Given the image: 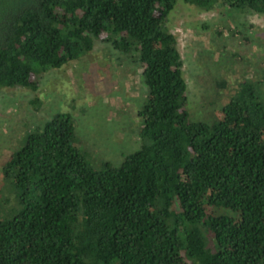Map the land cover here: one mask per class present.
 Masks as SVG:
<instances>
[{
	"label": "trees",
	"instance_id": "obj_1",
	"mask_svg": "<svg viewBox=\"0 0 264 264\" xmlns=\"http://www.w3.org/2000/svg\"><path fill=\"white\" fill-rule=\"evenodd\" d=\"M182 1L264 13V0ZM174 2L0 0V88L35 89L95 38L132 48L146 87L141 142L118 164H90L67 112L25 130L1 162L0 264H264L262 89L242 79L213 119L189 118Z\"/></svg>",
	"mask_w": 264,
	"mask_h": 264
},
{
	"label": "rangeland",
	"instance_id": "obj_2",
	"mask_svg": "<svg viewBox=\"0 0 264 264\" xmlns=\"http://www.w3.org/2000/svg\"><path fill=\"white\" fill-rule=\"evenodd\" d=\"M166 25L182 60L189 118L213 119L242 79H257L264 98V13L218 4L200 9L175 0ZM222 79L224 85L217 88L216 80ZM35 80V89L0 88V178L1 162L25 130L56 111L70 115L74 142L93 167L102 160L118 164L138 148L140 118L135 112L146 87L132 48L124 53L95 38L87 53Z\"/></svg>",
	"mask_w": 264,
	"mask_h": 264
}]
</instances>
